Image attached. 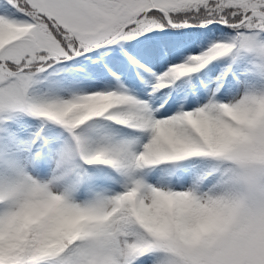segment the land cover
Masks as SVG:
<instances>
[{
	"label": "snow or ice",
	"instance_id": "obj_1",
	"mask_svg": "<svg viewBox=\"0 0 264 264\" xmlns=\"http://www.w3.org/2000/svg\"><path fill=\"white\" fill-rule=\"evenodd\" d=\"M0 264H264V0H0Z\"/></svg>",
	"mask_w": 264,
	"mask_h": 264
}]
</instances>
